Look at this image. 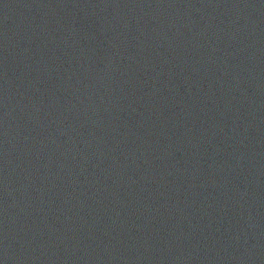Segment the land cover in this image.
Here are the masks:
<instances>
[{"label": "water", "instance_id": "obj_1", "mask_svg": "<svg viewBox=\"0 0 264 264\" xmlns=\"http://www.w3.org/2000/svg\"><path fill=\"white\" fill-rule=\"evenodd\" d=\"M0 264H264V0H0Z\"/></svg>", "mask_w": 264, "mask_h": 264}]
</instances>
